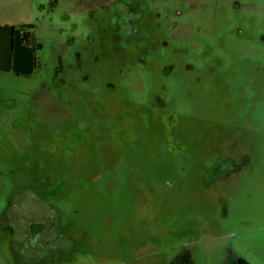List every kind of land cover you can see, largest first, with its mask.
Instances as JSON below:
<instances>
[{
    "label": "rangeland",
    "instance_id": "374dc122",
    "mask_svg": "<svg viewBox=\"0 0 264 264\" xmlns=\"http://www.w3.org/2000/svg\"><path fill=\"white\" fill-rule=\"evenodd\" d=\"M42 1L37 73H0V264H264V0H159L139 55L130 0Z\"/></svg>",
    "mask_w": 264,
    "mask_h": 264
},
{
    "label": "crops",
    "instance_id": "0c3cea01",
    "mask_svg": "<svg viewBox=\"0 0 264 264\" xmlns=\"http://www.w3.org/2000/svg\"><path fill=\"white\" fill-rule=\"evenodd\" d=\"M44 8L42 0H0V73L17 79H29L37 73L36 49L41 45L29 28V42H25L22 29L33 28Z\"/></svg>",
    "mask_w": 264,
    "mask_h": 264
},
{
    "label": "flooded vegetation",
    "instance_id": "af4514ba",
    "mask_svg": "<svg viewBox=\"0 0 264 264\" xmlns=\"http://www.w3.org/2000/svg\"><path fill=\"white\" fill-rule=\"evenodd\" d=\"M158 1L159 0H130L127 6L118 13L122 19L118 22L116 27V30L119 31L115 35L117 37V42H130L131 45L132 43H135L137 45V49L134 48L132 51L137 50L136 53L138 55L141 54L144 51L142 49L143 44L146 43L152 35H155L158 30V22L161 18ZM179 1L182 4H186L184 3L186 0H176V2ZM178 13L179 11L175 10L176 17ZM73 140L77 143L79 139H77V137H73ZM49 242L50 240L47 241L48 244ZM177 258L178 256L174 257V259L171 260V263L173 262V264H176L175 261L177 260L175 259ZM234 262L235 263L232 264H238L236 261ZM188 264H191V262Z\"/></svg>",
    "mask_w": 264,
    "mask_h": 264
},
{
    "label": "trees",
    "instance_id": "16d2710c",
    "mask_svg": "<svg viewBox=\"0 0 264 264\" xmlns=\"http://www.w3.org/2000/svg\"><path fill=\"white\" fill-rule=\"evenodd\" d=\"M30 28V26H25L23 27L22 29V37H23V40L25 42H29V32L27 31V29Z\"/></svg>",
    "mask_w": 264,
    "mask_h": 264
}]
</instances>
